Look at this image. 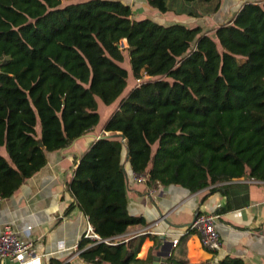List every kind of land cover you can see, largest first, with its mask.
Masks as SVG:
<instances>
[{"label":"trees","instance_id":"16d2710c","mask_svg":"<svg viewBox=\"0 0 264 264\" xmlns=\"http://www.w3.org/2000/svg\"><path fill=\"white\" fill-rule=\"evenodd\" d=\"M146 2L193 18L221 4ZM125 62L134 80L127 91ZM98 100L116 103L100 128L108 135L89 139L77 159L66 213L77 208L100 239L117 241L88 247L82 240L78 257L83 264H150L138 254L147 239L158 243L155 236L121 238L146 226L128 211L125 163L135 178L146 177L147 188L211 193L243 178L264 182V0L243 3L207 31L135 20L117 0H0V200L39 172L47 153L96 126ZM167 264L190 263L172 253Z\"/></svg>","mask_w":264,"mask_h":264},{"label":"crops","instance_id":"0c3cea01","mask_svg":"<svg viewBox=\"0 0 264 264\" xmlns=\"http://www.w3.org/2000/svg\"><path fill=\"white\" fill-rule=\"evenodd\" d=\"M117 1L131 7L135 20L149 18L162 25L177 23L207 31L227 22L243 3L260 0H221L216 13L202 18L162 14L150 8L146 0ZM100 128L92 129L64 150L47 153L46 165L12 196L0 200V233L9 226L23 240H31L35 252L43 256L36 264H83L74 246L82 241L88 221L77 208L66 213L72 203L67 193V182L88 140L101 134L108 135L101 133ZM0 154L3 155L1 148ZM124 172L128 211L131 215L142 217L146 226L130 227L121 238L147 234L155 236L158 243L162 236L169 241L179 240L188 233L187 228H190L196 213H217L219 251L203 249L197 234L190 230L192 233L183 243L172 248V253L187 259L190 264L206 260L216 264L225 257L239 258L244 264H264V196L260 184L243 178L218 184L211 193V188L189 193L175 185L147 188L145 182L134 177L127 163L124 164ZM25 230H29L28 237L24 235ZM157 244L147 239L138 258L146 260L151 257ZM3 264H13V261L5 258Z\"/></svg>","mask_w":264,"mask_h":264},{"label":"built area","instance_id":"2783aa9c","mask_svg":"<svg viewBox=\"0 0 264 264\" xmlns=\"http://www.w3.org/2000/svg\"><path fill=\"white\" fill-rule=\"evenodd\" d=\"M138 181L146 182V177L136 178ZM253 183L260 184L263 186V196H264V182L254 181ZM219 222V215L217 213H196L194 219L190 225V230L197 234L199 238L200 245L203 249L210 252H216L220 250V239L218 232L216 230L217 224ZM24 235L29 236V230H25ZM82 240H88V247L93 246L97 243H105L108 245L114 244L115 240H102L100 239L93 228L88 223L87 230L84 233ZM126 241V240H125ZM178 244V240L174 239L171 241V247L175 248ZM74 251L76 255L80 254L78 246H74ZM43 257L35 252L34 243L29 240H23L17 232L11 229V227L6 226L0 233V264H3L5 258H10L13 264H36L39 262L40 258Z\"/></svg>","mask_w":264,"mask_h":264},{"label":"water","instance_id":"95a60500","mask_svg":"<svg viewBox=\"0 0 264 264\" xmlns=\"http://www.w3.org/2000/svg\"><path fill=\"white\" fill-rule=\"evenodd\" d=\"M98 137L97 139H99ZM122 138V142L124 138ZM39 145L41 143L39 142ZM171 241L167 240L164 236L160 238L159 243L154 247L153 254L151 255V264H167L171 254H172Z\"/></svg>","mask_w":264,"mask_h":264},{"label":"rangeland","instance_id":"374dc122","mask_svg":"<svg viewBox=\"0 0 264 264\" xmlns=\"http://www.w3.org/2000/svg\"><path fill=\"white\" fill-rule=\"evenodd\" d=\"M80 1H85V0H80ZM123 66L129 71V76H128V80H127V87H126V91H127L129 88H131L133 86L134 80H133V77L131 75L128 63L125 62L123 64ZM115 104L116 103H113L111 105L106 106L100 100H98L97 111L99 113V121L93 129H99L101 127V125L103 124L105 119L108 117V115L113 111ZM1 149L3 150V155L5 156L6 155L5 150L3 148H1Z\"/></svg>","mask_w":264,"mask_h":264}]
</instances>
